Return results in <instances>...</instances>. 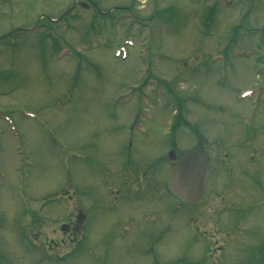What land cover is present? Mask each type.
I'll list each match as a JSON object with an SVG mask.
<instances>
[{"label": "rangeland", "instance_id": "obj_1", "mask_svg": "<svg viewBox=\"0 0 264 264\" xmlns=\"http://www.w3.org/2000/svg\"><path fill=\"white\" fill-rule=\"evenodd\" d=\"M0 264H264V0H0Z\"/></svg>", "mask_w": 264, "mask_h": 264}, {"label": "water", "instance_id": "obj_2", "mask_svg": "<svg viewBox=\"0 0 264 264\" xmlns=\"http://www.w3.org/2000/svg\"><path fill=\"white\" fill-rule=\"evenodd\" d=\"M168 157L175 160V152L169 151ZM208 159L209 156L205 151L195 149L183 152L173 163L167 186L183 203L196 205L203 201ZM67 229L68 226H61L62 231Z\"/></svg>", "mask_w": 264, "mask_h": 264}]
</instances>
